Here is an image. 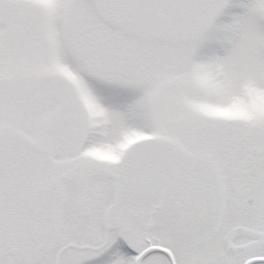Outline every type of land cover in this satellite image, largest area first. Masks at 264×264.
Here are the masks:
<instances>
[{
	"label": "snow or ice",
	"instance_id": "1",
	"mask_svg": "<svg viewBox=\"0 0 264 264\" xmlns=\"http://www.w3.org/2000/svg\"><path fill=\"white\" fill-rule=\"evenodd\" d=\"M0 264H264V0H0Z\"/></svg>",
	"mask_w": 264,
	"mask_h": 264
}]
</instances>
